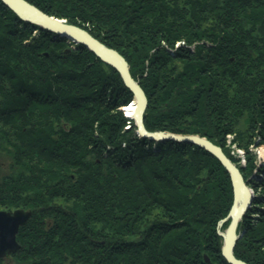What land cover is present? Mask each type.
Wrapping results in <instances>:
<instances>
[{
  "label": "trees",
  "instance_id": "trees-1",
  "mask_svg": "<svg viewBox=\"0 0 264 264\" xmlns=\"http://www.w3.org/2000/svg\"><path fill=\"white\" fill-rule=\"evenodd\" d=\"M28 1L126 58L148 130L205 136L239 166L255 194L234 254L264 264V0ZM132 99L113 65L0 0V209H30L18 239L44 253L24 264H230L229 171L139 134Z\"/></svg>",
  "mask_w": 264,
  "mask_h": 264
},
{
  "label": "water",
  "instance_id": "water-1",
  "mask_svg": "<svg viewBox=\"0 0 264 264\" xmlns=\"http://www.w3.org/2000/svg\"><path fill=\"white\" fill-rule=\"evenodd\" d=\"M2 1L12 8L20 18L84 44L102 60L113 65L119 71L125 85L133 93V99L127 106V111L128 116L134 119L139 134L151 138H172L196 143L210 151L221 161L230 173L233 187V202L230 210L218 222V232L223 238L221 251L230 264H251L234 254V246L237 239L243 234V231L237 230V227L243 214L251 205L254 193L247 184L239 166L231 160L221 146L196 133H176L160 129L148 130L144 124V111L148 105V97L139 81L132 76L129 62L118 50L106 45L85 28L69 23L63 18L50 15L28 0ZM31 214V210L24 208H17L12 211L0 210V257L17 249L19 246L16 238L17 232L19 227L27 222ZM228 219V226L224 231L220 230V226Z\"/></svg>",
  "mask_w": 264,
  "mask_h": 264
},
{
  "label": "flooded vegetation",
  "instance_id": "flooded-vegetation-1",
  "mask_svg": "<svg viewBox=\"0 0 264 264\" xmlns=\"http://www.w3.org/2000/svg\"><path fill=\"white\" fill-rule=\"evenodd\" d=\"M4 210H8V209H4ZM12 210H9V211H12ZM26 210H30V209H26ZM46 222L49 223L48 220H46ZM20 228L21 226L19 227V230ZM18 232H17L16 238H17V242L19 246L14 252H9L8 254L0 257V264H10V263L11 264H24L27 260H30V262L32 263L40 262L42 260L41 256L44 255V253H40L39 251L36 250L38 242H35L32 244L28 242H20L18 239ZM28 247H31V251L28 250ZM29 256H31V259H29Z\"/></svg>",
  "mask_w": 264,
  "mask_h": 264
},
{
  "label": "rangeland",
  "instance_id": "rangeland-1",
  "mask_svg": "<svg viewBox=\"0 0 264 264\" xmlns=\"http://www.w3.org/2000/svg\"><path fill=\"white\" fill-rule=\"evenodd\" d=\"M64 19V18H63ZM66 20V19H65ZM68 22V21H67ZM79 26V25H78ZM129 105V104H128ZM128 105H123V106H121V108L124 110V112H125V114L126 115H128V111H127V106ZM233 137H234V135L233 134H230L229 136H228V144H227V146H228V148H230V150H231V153L232 154H235L236 155V157L237 158H239L240 159V163H242V164H246V157H245V155H242L241 153L242 152H240V151H238L237 150V148H236V150L234 149L235 147H234V144L233 143H231L232 142V139H233ZM254 148H256L257 146H253ZM256 152H257V156L259 157V159H261L262 161H264V146H260V147H258V149H256ZM238 153H239V155H238ZM245 153V152H244ZM257 157V158H258ZM0 160H3L2 158L0 159ZM251 176V175H250ZM262 177V176H261ZM249 185V184H248ZM250 186V185H249ZM250 188L253 190V193L255 194V191H254V188L252 187V186H250ZM260 193V192H259ZM258 193V194H259ZM0 210H4V209H0ZM220 230H222V231H224L225 229H221L220 228ZM11 264V263H10Z\"/></svg>",
  "mask_w": 264,
  "mask_h": 264
},
{
  "label": "built area",
  "instance_id": "built-area-1",
  "mask_svg": "<svg viewBox=\"0 0 264 264\" xmlns=\"http://www.w3.org/2000/svg\"><path fill=\"white\" fill-rule=\"evenodd\" d=\"M228 136H229V135H228ZM234 147H235V148H234L235 150H236V148H237L238 151L242 152V153H241L242 155H245L244 150L238 148V147L236 146V144H234ZM257 149H258V148H257ZM238 155H239V153H238ZM258 162L261 163V162H264V161H262V160L259 159V157H258Z\"/></svg>",
  "mask_w": 264,
  "mask_h": 264
},
{
  "label": "bare ground",
  "instance_id": "bare-ground-1",
  "mask_svg": "<svg viewBox=\"0 0 264 264\" xmlns=\"http://www.w3.org/2000/svg\"><path fill=\"white\" fill-rule=\"evenodd\" d=\"M250 206H251V205H250ZM250 206H249V207H250ZM239 225H240V223H239ZM239 225H238V227H237V230H240V229H239Z\"/></svg>",
  "mask_w": 264,
  "mask_h": 264
}]
</instances>
